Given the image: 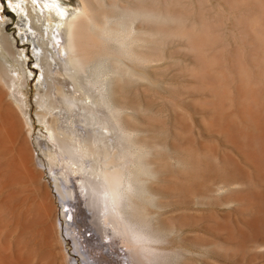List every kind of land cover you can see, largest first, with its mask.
Here are the masks:
<instances>
[{
  "label": "rangeland",
  "instance_id": "1",
  "mask_svg": "<svg viewBox=\"0 0 264 264\" xmlns=\"http://www.w3.org/2000/svg\"><path fill=\"white\" fill-rule=\"evenodd\" d=\"M91 1L101 12L111 14V23L121 22L122 29L131 25L134 35L140 37V41L135 37V58L124 56L121 45L112 42V54L120 67L114 73H118L112 72L111 63L106 68L91 66L89 75L95 86L80 76V84L83 81L86 90L104 101L96 107L97 118L115 132L127 131L116 133L112 147L104 140L118 159L115 162L120 163L112 167L125 169L128 178L122 187L120 220L128 227L135 220L143 221L157 247L154 252L144 248L145 243H139L129 227L128 239L141 246L135 253L143 258V264H264V0L87 2ZM50 2L69 6L66 18L79 8L83 18L93 23L83 0ZM28 4L26 0H0V24L14 42L17 59L21 58L15 61L0 45V62L17 79L34 125L32 135L24 127L12 137L6 129L7 120L0 117V148L5 150H0V264H67L61 237L54 228L55 194L45 178L49 175L40 170L35 159L33 138L42 128L39 122L44 127L41 137L54 147L45 153L42 150L48 158L56 147L46 136L38 114L47 112L49 121H58L60 104L58 113L66 112L77 121L80 136L74 138L57 126L75 142L87 137L82 126L85 114L70 109L58 93L61 89L68 95L75 92L59 62L64 56L56 40L59 17L45 9L56 23L44 27L30 16ZM34 25L45 38L32 29ZM46 50L55 58H49L52 75L48 76L42 65ZM1 91L2 103L18 114L15 103ZM39 95L45 97L41 103ZM107 104L119 109L120 119L112 118ZM23 144L31 158L25 166L20 162ZM86 163L96 162L91 158ZM15 164L20 177L14 182L9 168ZM53 172L52 176L61 170ZM73 175L64 177L65 189H73L81 181L79 175ZM132 176L135 193L128 181ZM48 179L54 185V179ZM45 194L53 211L41 212ZM87 197L89 207L93 200ZM94 200L98 225L109 226L124 245L125 237L114 230V220L109 221L110 209L100 196Z\"/></svg>",
  "mask_w": 264,
  "mask_h": 264
},
{
  "label": "bare ground",
  "instance_id": "2",
  "mask_svg": "<svg viewBox=\"0 0 264 264\" xmlns=\"http://www.w3.org/2000/svg\"><path fill=\"white\" fill-rule=\"evenodd\" d=\"M26 1L29 3L28 6H26V7L29 8L28 12H30V16L35 20L38 18V20L41 21V24L44 27H47V26L52 27L56 23V20L53 17L52 13H54V15H57L59 17V20L57 23V27H58L57 29H58L59 35L56 37V40L58 43H60V45L58 47L59 52L63 51V53H64V56H61V58L59 59V62L62 66H64V69H65L64 73L72 81V84L74 85V88H75V92L73 95H68L62 89L61 90L57 89V90H58V93L61 95V97L64 99L63 101H66V104L68 105V107L70 109L71 108L72 109L73 108L79 109V110H82V112H84V114H85L84 122H83L82 126L85 129V134H87V137L84 140H82V142H80V141L75 142V140L72 136L66 134L63 130L58 128V126H57L58 121H56L55 119L49 121L47 112H41L38 114L39 120L41 121V123H43L46 126V130H47L46 136L48 137V139H50V142H52L56 147L55 151L49 152L48 159L51 162H54V165H57L59 163L63 167V169L61 170V173H55V175H53V176H52V174L47 173V175H49L48 177L50 179H54V185H55L56 191L58 193H63V192H68V193L69 192H71V193L75 192L76 193L77 192V190H76L77 186H78V188L80 187L82 191L84 188L86 196H88L90 198L92 197L91 200H93V201H91L90 198H88V197H87V200L89 199V201H91V202H89V208H92L90 210L94 216H95V213H94L95 212L94 196H100L102 198L103 202L110 209V217H109L110 220L109 221H111L112 219L114 220V222L112 221V226H113L114 230L116 231L117 234H121V235L123 234L122 236L125 237V238H123V240H124L123 243H124V246L129 251V253L133 259L134 264H143V262H144L142 260L143 258H141L140 255L135 253V251L138 250L139 248H141V246L139 244L135 243L133 240L131 241L130 239H128V237H129L128 228L130 227L134 231L135 235L138 238L139 243L140 242L145 243V246H143V247L148 248L147 250H151L154 252V251H156L157 247L153 245L151 235L149 233L145 232V230H147V229L144 230V225L142 223L143 221L140 222L139 219L138 220L134 219L135 220L134 223L130 224L128 227L127 224H125L122 220H120L121 216H122L121 215L122 209L120 207L121 206L120 198L123 197L122 187H125L124 186L126 184L125 180L128 178L125 179V173H124L125 169L124 170L119 169V168H121L120 166H118L119 168L116 166L112 167L116 164L119 165L120 163L115 162L118 159L115 158V155H113L114 153H111L108 150L107 145H106L105 140H104L105 133H108L109 136L111 137V139H114V136H116L117 132H120V131L123 132L124 131L126 133L127 131L125 129H122V130L118 129V131L115 132L114 130L111 129V127L108 123H106L105 121H100L97 118L98 112L96 110V107L98 106V104H100L104 101L102 99H99L90 90H86L82 86L83 81H82V84H80V79H81L80 76H81V74H83L85 76L86 82L89 85L92 83L95 86V83H93V81L91 80L90 75H89L90 72L93 69H95V67L106 68L108 63L109 64L111 63L112 68H110V69L112 70L113 73H114L115 69L116 70L118 68L120 69L119 65H117L118 63H115V61H116V59L114 58L115 55L113 56V54H112V53L115 54V51H113V50H115L114 49L115 47L112 48V45H111V44H113L112 42H117L121 45V47L120 46L119 47L122 48V54L124 56H126L127 58H128V56H130L129 58H131V56L133 55L132 57L135 58L137 52L135 51L136 49L134 50L133 46H134L135 41L137 39H139L137 41H140V37H139V35H138L139 38L137 37V35L136 36L134 35V32H135L134 29H132V27H129L131 25L125 24L124 26H126V27L122 29V27H120V25H123L121 22L111 23L109 21V20H112L111 19L112 16H110L111 14H109V12H105L106 10H104L102 12L100 11V9L98 10L92 4V1H91V3H89L90 1L87 2L88 0H83V4L84 5L87 4L84 8H86L88 6L87 9H85V10H89V12H90L89 14H92V16H93L92 17L93 19H91L93 22L92 24L89 23V21H88V19H86V17L83 18L81 12H79V8H74V10L72 9L73 12L70 14V16L68 18H66L65 13L70 8L69 6H65V8L59 7L55 3H51L50 0H26ZM88 3L92 4V5L89 6ZM45 9H48L49 11L51 10L52 13L45 11ZM32 10L35 11L36 14H34V12H32ZM137 13H139V12H137ZM85 14H87V13L85 12ZM136 16H138V15H136ZM133 18L134 17H132L131 20H133ZM54 27H55V25H54ZM39 28H38V26L34 25L32 29L34 31H37L39 35H41L42 37L44 36V38H45L44 32H42L40 30L41 28L40 29ZM60 36H61L62 40L60 39ZM135 37H137L136 40H135ZM141 41H142V37H141ZM139 43L137 42L136 44L139 45ZM0 45L3 47V49H5L8 52L10 57H12L17 62L20 61L21 58L17 59V55L19 53L16 52L14 42L11 41L10 35L8 34L6 27L2 24H0ZM43 46L47 47L46 43H44ZM117 47H118V45H117ZM116 50H117L116 55L117 54L120 55V53H121L120 49L116 48ZM118 50L120 53H117ZM43 52H45V51H43ZM46 53H49V52L48 51L45 52L44 58L42 60V62H43L42 65H44V69H45L44 74H46V76H48L50 74L52 75V73L49 74L50 67H51V65H50L51 62L49 63V60H50L49 58L51 56L53 59H55V58H54V54H51V56H50V53L49 54H46ZM134 54H135V56H134ZM141 56H143V55H141ZM141 56H139V57H141ZM22 58H23V56H22ZM144 58H143L144 60H147V61L149 60V58L147 59V57H144ZM144 60L140 59L139 61H143L145 63ZM91 66L93 67V69L90 71ZM97 69L99 70L100 68H97ZM9 71H10V68L8 69L2 62H0V91L4 90L5 91L4 97L6 99L7 98L11 99V102L15 103L18 114L14 109L13 110L16 113V115H14L12 113V111L9 110V108H6V106H5L6 104L2 103L3 98L0 95V117L3 118L4 120H7L8 126L6 127V129L8 128V133L12 137L17 136L18 132L20 130H23L24 127L27 128V132L29 133V135L30 134L32 135V131L34 128L33 118L27 112L26 105H25L24 100L22 99V92L20 91L17 79L13 78V76L10 75ZM117 71L115 73H118ZM23 75L25 76V74H23ZM84 76H83V78H84ZM25 81H26V77H25ZM25 83L26 82H24V84ZM47 85L49 88L48 91H51L52 85L49 84V82ZM39 96H40V100H38V102L41 103L42 99L45 97H43V95L42 96L39 95ZM64 104H65V102H64ZM107 105L109 108V113L111 114L112 118L114 120H115V118H118L119 114H120L119 109L117 107L113 108L109 104H107ZM53 106H51V107H53ZM15 117L18 118V121H16L17 118H15ZM118 119H120V118H118ZM120 122H121V120H120ZM121 128H123V127H121ZM2 139H3V135L0 131V141H2ZM2 145L3 144H1V147H2ZM110 146L112 147L113 143ZM135 146H136L135 148L137 149L138 146L137 145H135ZM94 147L96 148V150H98V152L95 151ZM3 149L0 148L1 153L3 151H5ZM115 151L116 150H114V152ZM122 157L123 156H121V159H123ZM91 158L92 159L94 158V160L97 164L93 163L92 165H88L86 163V160L91 159ZM30 159L31 158H30V153L28 151V147H25V144H23L21 147V151H20V162L22 165L25 166L26 162H28ZM115 159H117V160H115ZM70 173L71 174L73 173L74 175H79L81 177V181L79 183L77 182L76 184H74L73 189H65L63 191V189H61V187L58 183L59 178L65 179L64 177H66V176L69 177ZM128 173H130V172H128ZM9 174H10V178L12 181L15 182L19 179L20 171L18 169L17 164L11 165V167L9 168ZM53 174H54V172H53ZM137 178H138V175H137ZM131 179H132V181H130V179L128 180L131 183H129V182L128 183H129V185L133 191V187H134L133 184H135V183H133L134 177L132 176ZM131 189H130V192H132ZM61 191H63V192H61ZM134 193H133V195H134ZM43 194H44V192H43ZM46 195L47 194H45V196L44 195L41 196L42 197L41 200L43 202V203L42 202L40 203V206L42 204V207H43L41 212H44L45 209H48V211H51V209L53 211V209H54V208H52L53 206H51L49 201L47 200ZM129 195L131 196L132 193L131 194L129 193ZM131 198H132V196H131ZM134 203H136V202H134ZM129 205H131V204L129 203ZM40 208H38V209L41 210ZM135 212H136V214L138 213L137 211H135ZM137 216H138V214H137ZM145 220L146 219H144V221ZM146 224H145V226H146ZM54 228L57 231V233H59V235H60L59 227L57 224V217L54 219ZM60 237H61V235H60ZM60 243L63 245L62 240ZM25 249H26V247H25ZM134 249H136V250H134Z\"/></svg>",
  "mask_w": 264,
  "mask_h": 264
},
{
  "label": "built area",
  "instance_id": "3",
  "mask_svg": "<svg viewBox=\"0 0 264 264\" xmlns=\"http://www.w3.org/2000/svg\"><path fill=\"white\" fill-rule=\"evenodd\" d=\"M60 109L61 105L59 104L56 112L59 127L65 129L74 138H78L80 136V129H78L76 124L77 121L74 122L66 112H62L63 114L58 113ZM38 125L42 128H38V133L33 138V151L37 164L41 171H46L48 174H52L53 171L60 172L63 167L59 163L54 165V162H51L43 154L47 148L50 147L53 150L54 147L41 137L44 127L39 122ZM104 137L109 142V145L114 143V140L111 139L108 133H105ZM35 144L37 145V149H35ZM45 178L52 186L55 194L57 224L67 264H134L129 251L116 238L111 228L106 225H102L101 227L98 225L96 217L86 204L84 188L82 192L78 186L76 193L63 192L68 184L65 183L63 178H59L58 183L61 189H63L61 191L63 193H58L46 175Z\"/></svg>",
  "mask_w": 264,
  "mask_h": 264
}]
</instances>
